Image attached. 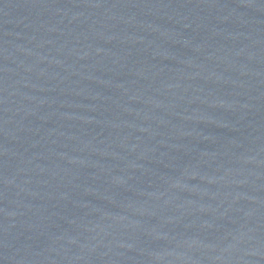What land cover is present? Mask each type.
<instances>
[{
    "label": "water",
    "instance_id": "1",
    "mask_svg": "<svg viewBox=\"0 0 264 264\" xmlns=\"http://www.w3.org/2000/svg\"><path fill=\"white\" fill-rule=\"evenodd\" d=\"M0 264H264V0H0Z\"/></svg>",
    "mask_w": 264,
    "mask_h": 264
}]
</instances>
